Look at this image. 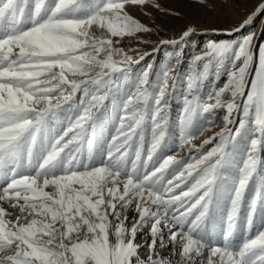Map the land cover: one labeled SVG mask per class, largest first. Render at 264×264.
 Listing matches in <instances>:
<instances>
[{"label":"snow or ice","instance_id":"6c2138e0","mask_svg":"<svg viewBox=\"0 0 264 264\" xmlns=\"http://www.w3.org/2000/svg\"><path fill=\"white\" fill-rule=\"evenodd\" d=\"M130 5L163 11L0 0V264H264V44L210 39L182 72L175 53L139 67L197 27L134 56L121 42L153 29ZM177 100L187 157L168 154Z\"/></svg>","mask_w":264,"mask_h":264},{"label":"rangeland","instance_id":"374dc122","mask_svg":"<svg viewBox=\"0 0 264 264\" xmlns=\"http://www.w3.org/2000/svg\"><path fill=\"white\" fill-rule=\"evenodd\" d=\"M160 4L162 10L157 9L151 5L128 6V12L135 18L139 19L145 25L153 29L151 33L142 34L139 39L126 38L121 42L129 54L137 55L143 52H152L153 48L157 47L162 39L178 38L187 26H196L197 33L194 34L187 43L180 46H164L158 52H153L152 56L147 57L141 62L139 67H144L148 63H153L154 69L159 68L167 59L168 53L179 54L183 58V63L176 66V72H182L190 60V58L197 53H200L206 46V42L212 40H242L243 38L252 35L253 47L258 48L264 44V13L258 14L253 21L243 28L240 25L243 21L252 14L258 5L264 0H231V3L221 4L219 0H208L209 6L205 7L196 2V0H156ZM212 5H215L214 7ZM179 13V15H177ZM216 29L217 31H213ZM239 29V31H236ZM97 35H101L97 32ZM142 41H147L142 42ZM182 49V51H181ZM254 67V65H253ZM226 80V76H221V79L216 87L219 88ZM212 86V79L205 84L203 89V96H206ZM183 91V85L177 91L178 96ZM225 100L230 99V96L225 95ZM239 102V101H238ZM182 103L177 100L171 105V121L170 128L171 138L169 139L168 154H178L180 157H187L189 153L186 148L181 150L175 147L178 136V129L175 127L177 117L181 113ZM223 110L219 111L215 119V126L209 131H205L202 136L195 139L193 143L199 145L204 139L211 136L214 132L219 131L223 126L222 116ZM174 150V151H173ZM131 217L133 213L129 212ZM260 226L259 220L253 226L255 232ZM147 229L143 233L138 234L137 242L143 243L149 240L146 235ZM169 249L161 250L162 254H167ZM142 256L148 255L147 252L142 251Z\"/></svg>","mask_w":264,"mask_h":264}]
</instances>
